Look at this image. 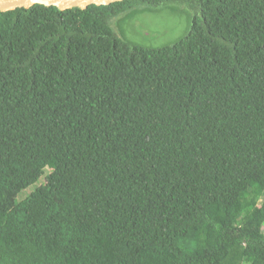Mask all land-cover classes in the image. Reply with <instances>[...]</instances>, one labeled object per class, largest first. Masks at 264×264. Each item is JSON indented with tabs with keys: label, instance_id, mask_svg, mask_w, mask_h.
Returning a JSON list of instances; mask_svg holds the SVG:
<instances>
[{
	"label": "trees",
	"instance_id": "trees-1",
	"mask_svg": "<svg viewBox=\"0 0 264 264\" xmlns=\"http://www.w3.org/2000/svg\"><path fill=\"white\" fill-rule=\"evenodd\" d=\"M186 8L160 45L111 24ZM260 203L264 0L0 11V264H262Z\"/></svg>",
	"mask_w": 264,
	"mask_h": 264
},
{
	"label": "rangeland",
	"instance_id": "rangeland-1",
	"mask_svg": "<svg viewBox=\"0 0 264 264\" xmlns=\"http://www.w3.org/2000/svg\"><path fill=\"white\" fill-rule=\"evenodd\" d=\"M181 7L184 8V6ZM194 15V12L187 8L177 13L139 15L132 20L120 19L122 17L120 15L112 18L111 24L120 36L142 44L160 45L182 35ZM51 168V165L47 166L37 183L23 190L19 194L18 200L25 198L36 187L45 188L47 183L45 177ZM258 207L261 211L264 209L261 203L258 204Z\"/></svg>",
	"mask_w": 264,
	"mask_h": 264
},
{
	"label": "water",
	"instance_id": "water-1",
	"mask_svg": "<svg viewBox=\"0 0 264 264\" xmlns=\"http://www.w3.org/2000/svg\"><path fill=\"white\" fill-rule=\"evenodd\" d=\"M117 1L122 0H0V11L12 10L19 7L27 8L34 4L56 6L62 10L72 7L85 9L92 4L108 5Z\"/></svg>",
	"mask_w": 264,
	"mask_h": 264
}]
</instances>
